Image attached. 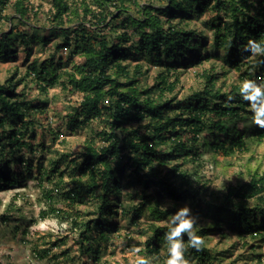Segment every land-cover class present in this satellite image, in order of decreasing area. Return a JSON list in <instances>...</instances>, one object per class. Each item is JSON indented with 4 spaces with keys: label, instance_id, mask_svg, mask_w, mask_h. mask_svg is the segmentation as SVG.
Instances as JSON below:
<instances>
[{
    "label": "trees",
    "instance_id": "obj_1",
    "mask_svg": "<svg viewBox=\"0 0 264 264\" xmlns=\"http://www.w3.org/2000/svg\"><path fill=\"white\" fill-rule=\"evenodd\" d=\"M9 1L0 0V19ZM48 1L50 20L57 25L50 35L61 36L56 52L69 48L70 56L82 60L73 65L72 71L61 72V62L45 59L39 65H29L25 77L7 86L0 84V189L18 183L23 165L33 169V161L26 158L25 151L34 153L44 148L43 143L33 144L36 135L29 117L34 110L45 112V100L26 99L16 93V86L26 77L42 91L59 83L62 88L82 94L77 106L66 114L64 123L69 131L92 124L94 119L105 125L93 131L78 153L60 154L47 166L36 164L39 184L48 183L44 194L55 216L68 213L54 207L53 192L62 195L65 206L73 210L86 200L95 201L94 218L85 222L71 219L80 229L79 248L87 258L82 264L99 260L101 242L117 231L114 221L119 210L136 224L145 209L155 220L175 210L170 207L168 212L162 211L160 205L166 203L190 205L199 218L197 232L205 241L211 233L220 237L231 233L251 250L257 245L249 240L264 242V172H250L248 181L228 183L216 192L193 170V165L201 162L206 145L212 152L228 156L247 150L250 140L264 139V130L247 123L249 117L244 114L248 109L239 99L238 85H232L229 91L216 87L219 73L215 64L222 63L223 73L237 72L239 81L264 80V66L242 51L249 39L264 41V0H154L157 4L149 0L144 6L131 0L140 17L126 8L127 0H80L81 12L68 0ZM12 5L22 23L30 17L29 11L32 16L37 14L28 9L31 4L27 0H14ZM209 9L212 13L203 25L211 31L210 42L203 29L190 26L195 17ZM107 27L111 31L102 33ZM29 29L32 33L16 32L28 53L33 40L43 44L48 40L45 30L36 25ZM14 33L0 30V57L13 52ZM148 62L160 65L151 85L140 81L149 68ZM204 62H209L211 68L203 75V88L176 100L180 74ZM230 94L232 101H228ZM240 125L248 128H239ZM51 134L56 138L59 133ZM64 160L69 172L67 182L59 166ZM188 164L191 166L186 167ZM126 187L135 190L129 195L130 201L137 195L140 203L123 202L122 190ZM46 214L42 211L40 216L45 218ZM150 228L145 245L148 252L158 254L162 245L166 247L164 228L155 223ZM227 252L228 249L213 253L205 243L199 251L189 249L186 255L192 264H213L214 260L224 264ZM49 253L50 249L36 250L40 258ZM251 256L261 264L260 254Z\"/></svg>",
    "mask_w": 264,
    "mask_h": 264
},
{
    "label": "rangeland",
    "instance_id": "obj_2",
    "mask_svg": "<svg viewBox=\"0 0 264 264\" xmlns=\"http://www.w3.org/2000/svg\"><path fill=\"white\" fill-rule=\"evenodd\" d=\"M27 1L31 4L28 9L32 8L37 14L32 16L31 11H29L30 17L25 19L23 23L17 19V14L12 9L14 0H10L7 8L1 12L3 18L0 19V30L5 32L13 30L15 32L11 36L13 38L11 40L13 52H8L5 58L0 57V84L5 86L10 85L12 81L16 82L20 77H25L28 66L32 63L39 65L45 59H53L55 64L61 62L58 70L62 72L72 71L73 65L80 63L82 60L79 56H70L69 48L56 52L55 46L61 41V36L58 35L59 33L50 35L51 31L57 30V25L52 23L49 17L50 2L48 0ZM68 1L72 5L77 6L78 10L80 9V0ZM135 1L143 6L150 2L149 0ZM86 2L91 3V0H86ZM113 2H118V0H113ZM153 2L154 4L158 3L154 0ZM124 5L131 14L135 17H140L134 2L127 0ZM117 13L118 11L114 12V14ZM209 13H212V10L209 9L204 14L195 17L190 26L203 29L210 42L212 40L211 31L203 25ZM220 14L225 17L223 12H220ZM30 25H36L38 29L45 30L44 34L47 35L48 40L46 44L39 40H33L28 53V48L24 49L19 36H16V32L30 31L29 33H32L29 29ZM72 25L74 24H65L64 26L70 27ZM110 31L107 27L102 33L108 34ZM9 49L7 48V51ZM219 52L222 54V49ZM140 60L145 61L144 58ZM216 62V70L219 73L216 87L229 91L232 85H239V74L234 70L223 73L220 68L222 63ZM134 63L132 61V64ZM148 63L146 67L149 68L146 74L140 78V81L143 84L151 85L159 71L160 65L153 62ZM210 68L211 64L204 62L198 66L185 69L180 74L179 82L176 86V100L186 97L194 90L202 89L205 82V76L203 75L209 73ZM13 74L15 76L11 79ZM16 93L29 100H45V112L40 113L34 110L35 112H31L32 115L29 117L34 123L32 126L36 135L33 144L38 146L39 143H43L44 148L37 149L34 153L25 151L26 158L30 157L33 161V169L27 170L25 165H23V171L19 176L18 183L0 189V264H82L87 258L83 254V250L79 248L80 229L71 223V219L77 222H85L94 218L96 216L94 214L95 201L86 200L85 203L75 206V210H73L65 206V200L62 195L58 192H53L54 207L68 213L61 212L58 216H55L48 208V197L44 194L48 183L39 184V179L37 178L39 173L36 169V164L41 163L42 166H47L50 162L58 159L60 154L78 153L83 148L85 141L92 136L93 131L104 129L105 125L98 119H94L92 124L81 127L75 132L69 131L64 123L66 114L77 106L82 94L78 91L71 92L69 89L62 88L59 83L47 86L46 90L42 91L34 80L26 77L23 82L16 86ZM169 96L171 94H168ZM132 125L136 126L137 124L133 123ZM238 127L248 128L245 125ZM51 132L59 134L55 138ZM97 142L102 143V140L97 139ZM248 143L247 150L235 151L228 156L212 152L206 145L202 149L199 165L192 164L194 172L211 190L216 192L228 183L248 181L250 172L257 171L261 175L264 172V139L261 141L250 140ZM59 166L64 171L62 179L67 182L69 180V172L66 168V161L60 162ZM188 166H191V164L186 165V167ZM134 192L135 190L131 187L124 188L122 190L123 202L128 204L140 203L141 197L137 195L133 201H130L129 195H133ZM42 211L47 212L45 218L40 216ZM4 216L9 219L3 220ZM168 216L169 214L161 220H155L150 216L149 211L145 209L141 213L138 223L132 224L129 221V216L125 217L120 214L119 210L118 214L115 215L114 221L117 224V231L109 234L110 237L107 241L101 242L102 248L99 260L89 263L132 264L135 256L130 249L133 246L142 245L144 249L141 253L142 255L147 253L152 256L154 264H164L165 245L160 247L158 254H152L148 252L145 243L148 235L151 234V224L163 225ZM53 242L56 245L51 246ZM249 242L252 245H257L254 250H251L250 247L242 246L243 240L231 233L225 237H220L217 233H211L205 241L206 247L213 253L225 249L229 250L223 258L224 264L232 260H235L237 264H258L255 258L251 259V253L260 254L262 256L261 264H264V242L258 240H249ZM37 249H50V253L48 256L40 258L36 256ZM51 255H57V258L53 260ZM213 264H218L217 260H214Z\"/></svg>",
    "mask_w": 264,
    "mask_h": 264
},
{
    "label": "clouds",
    "instance_id": "obj_3",
    "mask_svg": "<svg viewBox=\"0 0 264 264\" xmlns=\"http://www.w3.org/2000/svg\"><path fill=\"white\" fill-rule=\"evenodd\" d=\"M242 51L250 53L258 65L264 66V41L249 39ZM238 96L241 101L245 102L248 109V112L244 114L249 117L247 123L264 130V80L249 78L241 80L238 85ZM233 99L234 97L230 94L228 101ZM170 207L175 210L169 214L162 225L166 244L164 264H192V260L186 255L188 250L199 251L205 245L203 236L197 232L200 225L199 218L188 204L183 206H176L174 203L160 205L164 212H168ZM130 251L135 256L132 264H154L152 256L147 253L141 254L144 251L142 245L133 246Z\"/></svg>",
    "mask_w": 264,
    "mask_h": 264
}]
</instances>
